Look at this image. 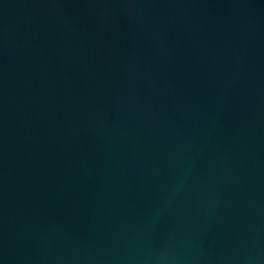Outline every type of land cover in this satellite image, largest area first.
<instances>
[{
  "label": "water",
  "instance_id": "obj_1",
  "mask_svg": "<svg viewBox=\"0 0 264 264\" xmlns=\"http://www.w3.org/2000/svg\"><path fill=\"white\" fill-rule=\"evenodd\" d=\"M0 264H264V0H0Z\"/></svg>",
  "mask_w": 264,
  "mask_h": 264
}]
</instances>
